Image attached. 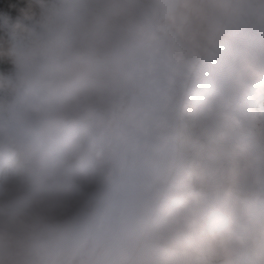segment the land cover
Here are the masks:
<instances>
[{
	"label": "rangeland",
	"instance_id": "374dc122",
	"mask_svg": "<svg viewBox=\"0 0 264 264\" xmlns=\"http://www.w3.org/2000/svg\"><path fill=\"white\" fill-rule=\"evenodd\" d=\"M165 2L49 0L58 10L52 30L46 33L54 42L53 56L87 69L70 101L68 127L86 144L102 148L104 157L91 163L61 152L57 159L66 163L39 168L19 153L0 150V220L24 221L14 230L29 239L30 264H155L159 249L167 246L168 233L155 222L161 194L174 182L172 165L178 157L185 162L203 158L198 149L172 137L190 134L207 146L205 127L224 130L217 120L204 122L198 114L210 94L222 88L221 68L229 51L264 33V0H246L245 15L232 26L233 36L215 59L198 47L206 43V31L195 26L190 13L185 16L189 33L185 30V37L170 52V40L158 36L156 29L167 15ZM208 5L212 1L201 0L200 11L205 13ZM29 6L20 5L15 14L0 10L11 40L9 20L15 22ZM35 6L33 25L41 11ZM117 6L123 9L120 15L113 14ZM204 21L208 30L224 17L217 10L213 20ZM174 52H183L188 61L179 71L171 58ZM2 66L8 72L0 69V75L16 71L10 60ZM10 99L0 92V127L8 125L22 133L7 109ZM232 115L247 126L256 157L241 188L264 192L255 183L258 171H264V86H254L246 106L234 108ZM35 123L36 118L28 127ZM236 141L237 134L229 131L217 149L214 167L229 166ZM48 142L58 147L61 141L50 136ZM247 227L242 222L240 231ZM177 253V264H184L182 250ZM232 253L233 264H250L244 244L234 243ZM192 262L225 264V258L209 252L192 257Z\"/></svg>",
	"mask_w": 264,
	"mask_h": 264
},
{
	"label": "clouds",
	"instance_id": "9594fccd",
	"mask_svg": "<svg viewBox=\"0 0 264 264\" xmlns=\"http://www.w3.org/2000/svg\"><path fill=\"white\" fill-rule=\"evenodd\" d=\"M212 4L224 21L212 23L203 36L206 43L198 47L215 59L224 42L233 36L232 26L245 15L246 0H212ZM34 5L41 11L33 25L30 22L36 17ZM122 12L119 6L113 10L114 15ZM57 16L58 10L49 0H32L22 17L15 22L9 20L13 43L6 54L0 53L7 55L16 69L12 75H0V92L11 97L7 103L11 120L24 129L17 133L8 125L0 127V150L19 153L39 168L66 163L57 159L61 152L91 163L104 157L102 148L86 144L68 127L70 101L87 69L80 63L61 62L53 56L54 42L46 33L52 30ZM171 58L177 71L188 63L183 52H174ZM221 78L222 88L203 102L198 119H215L218 128L224 130L214 132L205 127L207 146L190 134L177 133L172 137L190 149H198L203 158L185 162L178 157L172 165L174 182L161 194L155 222L156 227L167 231V246L159 249L155 264H177V249L182 250L184 264H193L192 257H204L209 252L221 253L225 264H233L232 248L237 241L248 247L250 264H264V192L241 188L242 177L256 160L254 145L247 126L232 115L234 108L246 106L254 86H264V33L229 51ZM34 118L35 125L28 127ZM229 131L237 134V141L229 166L217 169L213 161ZM50 136L60 138L58 147L48 142ZM255 183L264 189V171H258ZM242 222L248 226L245 232L240 231ZM17 224L23 225L24 221L18 217L0 220V264H30L29 239L14 230Z\"/></svg>",
	"mask_w": 264,
	"mask_h": 264
},
{
	"label": "trees",
	"instance_id": "16d2710c",
	"mask_svg": "<svg viewBox=\"0 0 264 264\" xmlns=\"http://www.w3.org/2000/svg\"><path fill=\"white\" fill-rule=\"evenodd\" d=\"M206 1L207 4H210L212 0ZM31 2L32 0H0V10L4 13L10 12L15 14L19 11L20 5L23 6L26 3L31 4ZM200 2L201 0H166L165 9L167 11V15L162 17L156 29L158 36H161V38L166 39L167 41L170 40V52L177 41L182 40L185 37V30L188 32V29L191 26L187 25L185 20L187 19L185 16H187L188 13H190V16H192L193 19L197 21V25L195 26H197L199 30H205L206 32L207 28L204 20H213V18L217 16V9L213 7V5H208L207 11L205 13L200 11ZM185 4L188 6L186 7ZM35 7L36 6L34 5V8ZM188 42L190 43V41ZM11 45L12 40L10 39L8 31L3 25V21L0 20V53L6 54ZM8 60L10 59L7 57V55H0V69L3 72H8V69L2 66L3 61L7 62ZM170 70L172 71V69ZM133 92L134 91L129 94V99L132 97Z\"/></svg>",
	"mask_w": 264,
	"mask_h": 264
},
{
	"label": "flooded vegetation",
	"instance_id": "af4514ba",
	"mask_svg": "<svg viewBox=\"0 0 264 264\" xmlns=\"http://www.w3.org/2000/svg\"><path fill=\"white\" fill-rule=\"evenodd\" d=\"M57 264H77V263L73 261V263H65V262H63V263H57Z\"/></svg>",
	"mask_w": 264,
	"mask_h": 264
}]
</instances>
